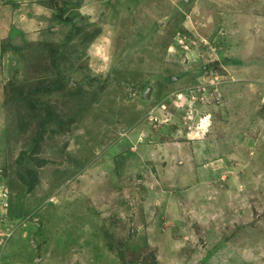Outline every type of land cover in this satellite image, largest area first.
Returning <instances> with one entry per match:
<instances>
[{
	"label": "rangeland",
	"instance_id": "obj_1",
	"mask_svg": "<svg viewBox=\"0 0 264 264\" xmlns=\"http://www.w3.org/2000/svg\"><path fill=\"white\" fill-rule=\"evenodd\" d=\"M143 247L264 264V0H0V264Z\"/></svg>",
	"mask_w": 264,
	"mask_h": 264
},
{
	"label": "trees",
	"instance_id": "obj_2",
	"mask_svg": "<svg viewBox=\"0 0 264 264\" xmlns=\"http://www.w3.org/2000/svg\"><path fill=\"white\" fill-rule=\"evenodd\" d=\"M135 252H138L135 251ZM140 264H160L157 254L149 247L140 249Z\"/></svg>",
	"mask_w": 264,
	"mask_h": 264
},
{
	"label": "bare ground",
	"instance_id": "obj_3",
	"mask_svg": "<svg viewBox=\"0 0 264 264\" xmlns=\"http://www.w3.org/2000/svg\"><path fill=\"white\" fill-rule=\"evenodd\" d=\"M184 99H185V97H183ZM183 98H181L180 99V101L178 102V103H182L183 102ZM200 134V136H202V133H199ZM144 135L143 136H141V140L143 141L144 139ZM139 139H140V137H139ZM131 145H135V142H132L131 141ZM132 149H134V151L137 149V147H132Z\"/></svg>",
	"mask_w": 264,
	"mask_h": 264
},
{
	"label": "built area",
	"instance_id": "obj_4",
	"mask_svg": "<svg viewBox=\"0 0 264 264\" xmlns=\"http://www.w3.org/2000/svg\"><path fill=\"white\" fill-rule=\"evenodd\" d=\"M184 97V95L182 94L180 97H179V99H181V98H183ZM177 100V99H176ZM185 100V99H184ZM177 102H178V100H177ZM149 119L151 120V121H153V120H155V117L152 115V113H151V115L149 116ZM157 120H160V117H156V121Z\"/></svg>",
	"mask_w": 264,
	"mask_h": 264
},
{
	"label": "crops",
	"instance_id": "obj_5",
	"mask_svg": "<svg viewBox=\"0 0 264 264\" xmlns=\"http://www.w3.org/2000/svg\"><path fill=\"white\" fill-rule=\"evenodd\" d=\"M192 141V140H191Z\"/></svg>",
	"mask_w": 264,
	"mask_h": 264
}]
</instances>
